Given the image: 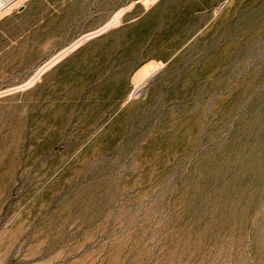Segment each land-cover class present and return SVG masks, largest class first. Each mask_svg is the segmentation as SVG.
I'll use <instances>...</instances> for the list:
<instances>
[{
	"label": "rangeland",
	"instance_id": "obj_1",
	"mask_svg": "<svg viewBox=\"0 0 264 264\" xmlns=\"http://www.w3.org/2000/svg\"><path fill=\"white\" fill-rule=\"evenodd\" d=\"M0 264H264V0H0Z\"/></svg>",
	"mask_w": 264,
	"mask_h": 264
}]
</instances>
